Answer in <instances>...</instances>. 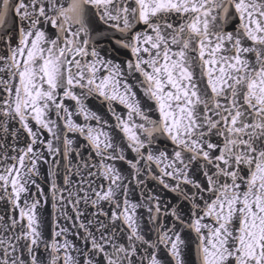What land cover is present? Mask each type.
Masks as SVG:
<instances>
[{
    "label": "snow or ice",
    "instance_id": "6c2138e0",
    "mask_svg": "<svg viewBox=\"0 0 264 264\" xmlns=\"http://www.w3.org/2000/svg\"><path fill=\"white\" fill-rule=\"evenodd\" d=\"M9 21L0 264H187L192 251L197 264H264V0H0ZM48 157L67 162L53 208L82 246L41 227L32 188L44 195ZM148 178L176 203L145 192Z\"/></svg>",
    "mask_w": 264,
    "mask_h": 264
},
{
    "label": "water",
    "instance_id": "95a60500",
    "mask_svg": "<svg viewBox=\"0 0 264 264\" xmlns=\"http://www.w3.org/2000/svg\"><path fill=\"white\" fill-rule=\"evenodd\" d=\"M16 26L18 27V21H17ZM11 29H12V23H11V21H9V23L6 24L3 28H0V34H2L3 32H6V31L11 33ZM99 29L101 32H103L104 31V25L100 24ZM12 34L15 35L14 33H12ZM107 36L110 37L111 32H108ZM98 44H99V47L101 49H103L105 51H111L112 46L110 44V41H109V39H106L104 36H100L98 38ZM3 51H4V45L0 44V54H3ZM111 55L113 57H115L116 59H120L121 55H122V51L121 52L111 51ZM3 75H4V73L2 71H0V76H3ZM45 135H46V133H45ZM21 139L23 140V136L21 137ZM48 161H49L48 163H43L42 161L38 163L37 168L39 170V175L35 177L36 183L43 190L44 195L41 196L39 194V192H37V189L35 187L32 188V192L35 194L36 198H38L42 201V204L38 209V215L43 221L41 227H42L43 231L45 232V234L50 237L52 230L55 227L54 222L59 223L61 226L68 228L67 238L70 241L82 246L83 240L79 239L75 235V233L77 231H79V233L81 235H83L84 230L83 229H77V228L73 227V220L64 219V217L61 213L59 203L57 204L56 209L53 208V201H52V196H51V183L54 179L56 184L61 189H64V187H65L64 181H63V177L65 174L64 165L67 162H60L58 159L59 166L57 167L55 165H52V163H51L52 158L51 157H48ZM73 163H75V161ZM122 167L126 170L128 168V166L126 164H123ZM50 169L52 172L55 173L54 177L52 175H50ZM81 171H82V174L86 176V170L82 169ZM72 180H73L72 187L74 189L76 182H78L80 180V176H73ZM144 190H145V192L151 191L154 194H158L159 197L164 202L171 201L172 203H176V200L174 198V194L163 189V187L161 185H159L158 182L155 180H151L150 178H148ZM139 193H140V189H136L135 195L133 196V199H138ZM66 194L67 193L65 192V195ZM44 201H46V203ZM2 207H3V201H0V208H2ZM107 207L108 206L105 204L104 205L105 210H107ZM80 208L82 209L84 216L87 217L88 219L92 220V227H94L96 225V221L98 218L96 216H93L92 214L96 211V209L93 208L90 204L85 205L83 202H81ZM66 211L68 212V214L70 216H72L73 218L75 217V213L72 211V208L70 205L68 206ZM99 219L104 221L105 223L107 222L105 217H99ZM85 222H87V221H85ZM185 259L187 261V264H197L196 255H195L194 251L188 253L185 256Z\"/></svg>",
    "mask_w": 264,
    "mask_h": 264
}]
</instances>
